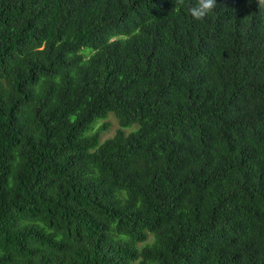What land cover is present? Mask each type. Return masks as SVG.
Here are the masks:
<instances>
[{
    "label": "trees",
    "instance_id": "1",
    "mask_svg": "<svg viewBox=\"0 0 264 264\" xmlns=\"http://www.w3.org/2000/svg\"><path fill=\"white\" fill-rule=\"evenodd\" d=\"M195 2L0 0V264H264V7Z\"/></svg>",
    "mask_w": 264,
    "mask_h": 264
},
{
    "label": "clouds",
    "instance_id": "2",
    "mask_svg": "<svg viewBox=\"0 0 264 264\" xmlns=\"http://www.w3.org/2000/svg\"><path fill=\"white\" fill-rule=\"evenodd\" d=\"M178 4H182L183 0H177ZM259 8L264 7V0H258ZM217 7V0H196L195 4L187 9V13L195 21H204L209 17Z\"/></svg>",
    "mask_w": 264,
    "mask_h": 264
},
{
    "label": "rangeland",
    "instance_id": "3",
    "mask_svg": "<svg viewBox=\"0 0 264 264\" xmlns=\"http://www.w3.org/2000/svg\"><path fill=\"white\" fill-rule=\"evenodd\" d=\"M108 122H110L111 126L110 129L107 130L103 135L104 137L108 138L111 137L115 134V132L117 131V129L119 128L118 126V122L114 117H110V119L108 120Z\"/></svg>",
    "mask_w": 264,
    "mask_h": 264
}]
</instances>
